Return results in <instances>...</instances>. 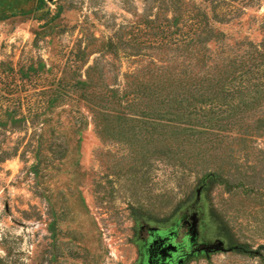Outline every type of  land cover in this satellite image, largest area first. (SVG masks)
Here are the masks:
<instances>
[{"label": "rangeland", "instance_id": "374dc122", "mask_svg": "<svg viewBox=\"0 0 264 264\" xmlns=\"http://www.w3.org/2000/svg\"><path fill=\"white\" fill-rule=\"evenodd\" d=\"M184 223L186 264H264V0H0V264Z\"/></svg>", "mask_w": 264, "mask_h": 264}, {"label": "flooded vegetation", "instance_id": "af4514ba", "mask_svg": "<svg viewBox=\"0 0 264 264\" xmlns=\"http://www.w3.org/2000/svg\"><path fill=\"white\" fill-rule=\"evenodd\" d=\"M189 224L171 230H149L144 234L143 249L135 264H186L194 255L204 252Z\"/></svg>", "mask_w": 264, "mask_h": 264}, {"label": "trees", "instance_id": "16d2710c", "mask_svg": "<svg viewBox=\"0 0 264 264\" xmlns=\"http://www.w3.org/2000/svg\"><path fill=\"white\" fill-rule=\"evenodd\" d=\"M205 24L209 25V22H205ZM255 51L257 52V49H255ZM258 54L260 55L259 51ZM212 88H210V90L207 91V94L204 95V97L206 98V102H210L211 104H213L216 101H220V99H222V94L226 92L225 88H223V82L220 81V86L211 85ZM213 90V91H212ZM254 97H252L250 100H253ZM205 103V102H202ZM201 103V104H202ZM192 105L190 107H194L195 104L191 103ZM260 122V121H259ZM261 250H264V246H262Z\"/></svg>", "mask_w": 264, "mask_h": 264}]
</instances>
